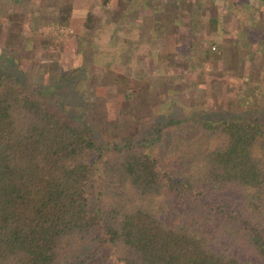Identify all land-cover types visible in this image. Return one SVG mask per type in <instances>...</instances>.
<instances>
[{
	"label": "trees",
	"instance_id": "obj_1",
	"mask_svg": "<svg viewBox=\"0 0 264 264\" xmlns=\"http://www.w3.org/2000/svg\"><path fill=\"white\" fill-rule=\"evenodd\" d=\"M111 13L81 24L96 61ZM32 90L0 71V264H264L262 123L169 117L97 139Z\"/></svg>",
	"mask_w": 264,
	"mask_h": 264
},
{
	"label": "rangeland",
	"instance_id": "obj_2",
	"mask_svg": "<svg viewBox=\"0 0 264 264\" xmlns=\"http://www.w3.org/2000/svg\"><path fill=\"white\" fill-rule=\"evenodd\" d=\"M61 1L0 0V71L75 122L88 121L97 139L140 127L145 134L169 117L264 125L258 0L251 13L237 4L241 16L225 0H72L63 28L51 23ZM87 10L112 12L106 61H96L81 25Z\"/></svg>",
	"mask_w": 264,
	"mask_h": 264
},
{
	"label": "built area",
	"instance_id": "obj_3",
	"mask_svg": "<svg viewBox=\"0 0 264 264\" xmlns=\"http://www.w3.org/2000/svg\"><path fill=\"white\" fill-rule=\"evenodd\" d=\"M63 28V27H62ZM66 28V27H65Z\"/></svg>",
	"mask_w": 264,
	"mask_h": 264
}]
</instances>
